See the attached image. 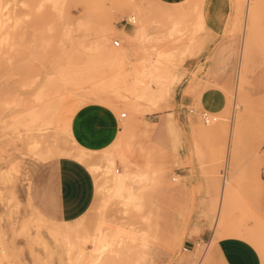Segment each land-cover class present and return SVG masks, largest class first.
I'll return each mask as SVG.
<instances>
[{
    "label": "rangeland",
    "instance_id": "1",
    "mask_svg": "<svg viewBox=\"0 0 264 264\" xmlns=\"http://www.w3.org/2000/svg\"><path fill=\"white\" fill-rule=\"evenodd\" d=\"M141 7L148 32L134 38L127 21ZM262 71L264 0H0V264H220L213 242L225 235L246 237L264 264V94L253 84ZM125 78L139 93L162 83L172 92L140 100L137 120ZM152 106L161 109L145 115ZM95 107L117 124L102 147L73 128ZM201 111L217 121L204 124ZM73 141L98 174L61 156ZM62 160L94 184L75 226L44 216L37 199L54 197ZM186 181L187 197H154ZM206 228L212 241L204 232L185 250Z\"/></svg>",
    "mask_w": 264,
    "mask_h": 264
},
{
    "label": "crops",
    "instance_id": "2",
    "mask_svg": "<svg viewBox=\"0 0 264 264\" xmlns=\"http://www.w3.org/2000/svg\"><path fill=\"white\" fill-rule=\"evenodd\" d=\"M158 1L166 5H179L187 0ZM253 84L256 95L264 94V71L254 78ZM183 97L181 95V102L191 101ZM73 128L75 137L81 144L88 147H102L108 144L115 136L117 124L113 117H107L104 114L103 109L95 107L82 110L73 122ZM76 161L79 162L78 160ZM79 163L69 160H62L56 163L54 166L55 178L56 183L57 181L58 183L60 182V186L56 187L54 192L52 191L54 197H49L46 195V192L39 193L37 197L43 215L62 222L65 225H75L81 222L87 215L95 198L93 180ZM190 185L191 183L186 181L181 187L175 188L172 191L162 188L160 193L154 197H187L183 187ZM161 217H165L163 219V227L169 226L167 211L162 208ZM204 232H207L208 239H203L202 241L210 243L214 237V233L209 228H206L204 231H201L199 236H187L183 241V247L187 250L194 249L197 241L202 237L201 234ZM213 248L214 254L220 264H262L254 246L240 236H222L213 242Z\"/></svg>",
    "mask_w": 264,
    "mask_h": 264
},
{
    "label": "bare ground",
    "instance_id": "3",
    "mask_svg": "<svg viewBox=\"0 0 264 264\" xmlns=\"http://www.w3.org/2000/svg\"><path fill=\"white\" fill-rule=\"evenodd\" d=\"M130 5V4H129ZM131 6V5H130ZM254 6V4H253ZM132 8V7H131ZM250 8V7H249ZM132 10V9H131ZM137 10V9H136ZM254 10V8H253ZM137 12V11H136ZM252 12V11H251ZM255 12V11H254ZM135 13V11H134ZM133 13V15H134ZM133 15L129 16V20L130 21H134L135 26H136V31H135V35L134 38H142L145 34H147L148 32V22H149V17H148V13L144 11L143 7L140 8V11L138 12L137 16L134 17ZM255 20V19H254ZM257 20V19H256ZM258 21V20H257ZM152 26V25H151ZM258 31V30H257ZM263 47V45H262ZM119 56H121V54L117 55V59L119 58ZM149 66H153L151 59H149ZM164 62V61H163ZM81 79V77L76 76L74 77V80H76L77 84L79 83V80ZM124 80L128 81L127 78H125ZM133 80H129L128 81V86H127V90L126 93L122 96L123 101L127 102L130 106V110H132L134 113L137 114L136 119L139 120L140 116H143L142 112H141V108H140V100H146L148 103H150V105H156L157 104V99L160 98V96H165L169 97L171 95L172 92V87L168 86L164 83H162L158 88L156 89H149L147 91H143L142 93H139L138 91V87L133 85ZM151 85V84H150ZM150 87V86H149ZM174 91V90H173ZM172 97V96H171ZM77 101V100H76ZM77 104V103H76ZM154 107V106H152ZM149 107L148 111L145 115L147 114H151L154 113L155 111H159L161 109L160 106H155L154 108ZM77 108H79V106H77ZM235 108V107H234ZM126 115V113H123ZM135 114V115H136ZM236 118V117H235ZM233 121V120H231ZM146 124V123H145ZM230 132V131H229ZM236 132V130H235ZM231 133V132H230ZM232 134V133H231ZM231 136V135H230ZM229 136V137H230ZM39 142H37L38 144ZM33 145V144H32ZM48 145V144H47ZM37 146V145H36ZM39 147V145L37 146ZM68 148V147H67ZM37 149V148H36ZM35 149V151H36ZM38 151V150H37ZM64 155V157H69V158H73L78 160L79 162L83 163L84 165L91 167V171L94 174H98L99 171L97 169V166H94L91 164L90 162V157H89V153H87L85 150H83L81 147H79L77 145V143L75 141H73L72 147L65 150L64 152H62L61 156ZM91 164V165H90ZM105 172H107L105 170ZM117 173H119L117 171ZM120 174V173H119ZM124 176L123 175H115L114 179L115 180V184H114V188L117 189V191H122V190H126V186H125V182H124ZM99 185V184H98ZM223 192L226 193V181H224L223 183ZM222 194V193H221ZM224 197V195H223ZM131 199V197H128ZM221 207V206H220ZM220 212V210H219ZM78 221V220H77ZM81 224V223H80ZM75 226V225H74ZM69 227V226H68ZM76 229V227H75ZM239 233V232H238ZM240 237L246 239V237H243L242 235H239ZM262 250H264V246L260 245V247Z\"/></svg>",
    "mask_w": 264,
    "mask_h": 264
},
{
    "label": "built area",
    "instance_id": "4",
    "mask_svg": "<svg viewBox=\"0 0 264 264\" xmlns=\"http://www.w3.org/2000/svg\"><path fill=\"white\" fill-rule=\"evenodd\" d=\"M131 22L132 23H130L129 21H127L128 24H134V21H131ZM113 46L115 48H119L121 46V41L120 40H115L113 42ZM189 113L195 114L194 109H190L189 110ZM197 115L203 121V123L206 124V125H210L211 123L217 121V118L216 117L210 115L208 112H205V111H201V112L197 113ZM124 117H126V115L125 114H122L121 115V118H124ZM173 181H175V179H173ZM185 250H187V249H185Z\"/></svg>",
    "mask_w": 264,
    "mask_h": 264
}]
</instances>
